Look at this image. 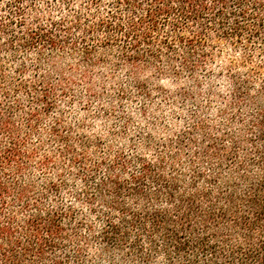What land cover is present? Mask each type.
<instances>
[{
    "label": "trees",
    "instance_id": "16d2710c",
    "mask_svg": "<svg viewBox=\"0 0 264 264\" xmlns=\"http://www.w3.org/2000/svg\"><path fill=\"white\" fill-rule=\"evenodd\" d=\"M0 264H264V0H0Z\"/></svg>",
    "mask_w": 264,
    "mask_h": 264
},
{
    "label": "rangeland",
    "instance_id": "374dc122",
    "mask_svg": "<svg viewBox=\"0 0 264 264\" xmlns=\"http://www.w3.org/2000/svg\"><path fill=\"white\" fill-rule=\"evenodd\" d=\"M162 86H163L164 88H166V89L172 90V86H171L170 82H168V81H165V82L162 84Z\"/></svg>",
    "mask_w": 264,
    "mask_h": 264
}]
</instances>
